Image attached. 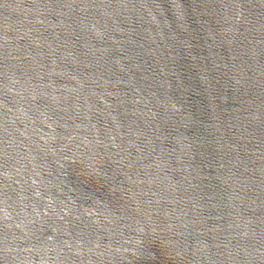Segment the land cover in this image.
<instances>
[{
	"label": "water",
	"instance_id": "obj_1",
	"mask_svg": "<svg viewBox=\"0 0 264 264\" xmlns=\"http://www.w3.org/2000/svg\"><path fill=\"white\" fill-rule=\"evenodd\" d=\"M0 264H264V0H0Z\"/></svg>",
	"mask_w": 264,
	"mask_h": 264
}]
</instances>
